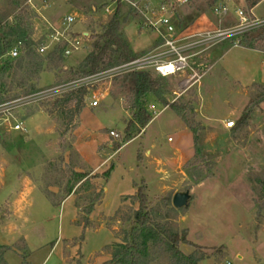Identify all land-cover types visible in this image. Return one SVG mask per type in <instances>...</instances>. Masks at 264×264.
I'll use <instances>...</instances> for the list:
<instances>
[{"label": "rangeland", "instance_id": "obj_1", "mask_svg": "<svg viewBox=\"0 0 264 264\" xmlns=\"http://www.w3.org/2000/svg\"><path fill=\"white\" fill-rule=\"evenodd\" d=\"M131 1H137L140 8H157L175 0H121L120 33L140 56L151 51L158 38L144 27L143 16ZM219 1L189 0L172 6L169 15L179 36L232 27L237 24L235 10L252 9L255 2L262 4L257 16L252 11V17L264 19V0H226L230 12L221 17L214 13ZM31 3L0 0L3 24H14L16 4L31 16L35 39L50 26L57 27L61 18H76L71 30L83 47L70 57L62 55V62L54 67L62 47L52 44L42 56L53 55L52 64L44 62L36 82L37 91L66 85L100 42L119 2ZM263 30L250 32L239 46L226 40L198 56L195 63L202 78L189 90L179 88L183 76L163 79L168 102L180 97L178 103L189 107L188 118L198 128L196 142L193 132L170 108L148 96L146 109L153 119L125 143L132 112L122 79L118 80L122 77L88 81L93 86L89 92L96 93L91 100L100 103L87 110L84 102L69 127V114L49 112L59 96L14 105L11 113L18 120L41 113L33 117V123H46L36 133L33 124L30 128L25 123L27 132L0 127V245L9 248L4 250L3 264H112L114 250L132 228L133 214L139 208L135 197L139 187L144 189L149 208L162 217L169 213L168 205L173 207L176 193L190 192L189 205L168 217L178 230H187V240L193 246L181 244L180 249L186 255L203 254L200 264H264V208H259L264 195V101L258 102L259 85L264 86V53L246 48ZM259 51L264 52V44ZM8 82L7 86L0 82V105L26 91L11 86V78ZM1 118L5 115L0 110ZM229 121L234 122L231 129L225 125ZM110 131L119 137L110 136ZM40 140L45 143L40 145ZM119 145L122 147L117 150ZM77 146H82L85 161ZM102 158L105 165L93 172L92 167ZM111 166L106 179L103 174ZM75 170L88 174L89 180L76 183ZM34 187L37 189L30 193ZM102 188L106 193L88 214L91 201ZM71 193L73 199L62 203ZM152 264L170 262L162 256Z\"/></svg>", "mask_w": 264, "mask_h": 264}, {"label": "trees", "instance_id": "obj_2", "mask_svg": "<svg viewBox=\"0 0 264 264\" xmlns=\"http://www.w3.org/2000/svg\"><path fill=\"white\" fill-rule=\"evenodd\" d=\"M119 7L110 22L105 27L100 42L94 44L93 50L81 62L74 80L86 78L93 74L108 70L123 63L130 62L137 57L133 52L125 36L120 33L121 20V0H118ZM258 2L253 4L256 6ZM18 13L15 16L13 25L3 24L0 19V56L5 55L13 44L17 41L22 42L23 48L20 56L14 60H5L0 69V82L2 85H8V79L11 78V86H17L19 89H25L23 94H15L7 101L15 100L19 97L27 96L37 92L36 82L40 80V74L43 72L44 62L52 64L53 55L42 57L36 51L33 36V24L31 16L25 8H20L16 4ZM247 35L242 39L245 40ZM264 44V30L255 38L246 43V48L252 50H261ZM56 57L57 67L62 62L63 47L59 49ZM123 92L126 93V103L132 112V118L126 127L125 143L137 137L152 121V116L146 109L147 97H154L157 102L164 107L170 108L183 123L193 132L194 141H197V126L188 118L189 107L185 104L180 105L177 99L175 102H168L166 98L167 90L162 83L163 79L153 78L147 72L130 73L121 76ZM77 78V79H76ZM261 95L258 102L264 101V86L259 85ZM86 88H79L69 91L63 96L57 98L51 105L49 112L55 110L64 111L69 114L68 127L72 125L74 119L81 113L84 107V98L87 94ZM122 145L117 147L119 150ZM113 170L111 166L104 177L108 179ZM76 183L82 185L89 180L86 173L74 174ZM95 178H98L96 175ZM104 194V188L96 193L88 208V214L94 209V203L101 200ZM136 199L139 208L133 214V224L130 232L119 244L112 254V264H152L162 256H167L170 264H200L204 255L194 252L186 255L181 249V244L191 245L187 240V230H178L174 223L169 220L168 215L177 213L171 205H168L169 213L164 217L156 214V211L150 209L144 189H137ZM259 208H264V195L259 202ZM88 222V220H87ZM7 246L0 245V264L4 263V250Z\"/></svg>", "mask_w": 264, "mask_h": 264}, {"label": "built area", "instance_id": "obj_3", "mask_svg": "<svg viewBox=\"0 0 264 264\" xmlns=\"http://www.w3.org/2000/svg\"><path fill=\"white\" fill-rule=\"evenodd\" d=\"M189 0H175L168 4H161L157 8L150 5H145L140 8L138 2H130V5L143 16V25L146 29L153 32L157 38V45L149 52L137 56L134 60L115 66L108 70L93 74L86 78L74 80L66 85H61L49 90L37 91L27 96L19 97L15 100H10L0 105V110L5 115V118L0 119V127L6 129H15L16 131H24L23 119H17L12 116L11 109L14 105L20 102H27L30 100L47 99L53 96H63L69 91H74L79 88H86L87 94L84 102L91 108H96L100 100H91L93 95L96 98L95 92L91 91V85L88 81L99 82L100 80L116 79L123 75L136 72H153L162 79L177 78L183 76L179 82V88L182 90H189L193 85L200 82L202 76L199 74L198 65H196V58L206 52L216 44L233 40L236 46H239L244 36L250 32L264 29V19L252 17V9L244 11L243 9H236L237 24L227 29L204 30L188 32L183 36H179L173 17L169 15V9L176 3H187ZM250 1V0H244ZM32 0H29L31 5ZM46 5H44V8ZM230 8L226 0L219 1L214 9L217 16H226L229 14ZM109 12V10H107ZM76 18L74 16H66L61 18L57 27L50 26V30L43 34L40 38L35 39V34L32 36L35 42L36 51L43 56L54 45H61L63 47L62 55L64 58L72 56L79 51L82 46V41L71 28L75 25ZM36 32V29H35ZM23 44L17 41L9 49V51L0 56V69L5 60H14L18 58L22 52ZM178 95L176 91H173ZM13 107V108H12ZM153 108V106H152ZM12 118V120H11ZM15 120V121H13ZM228 129L234 127V122L229 121L226 124ZM110 136L115 138L119 135L110 131Z\"/></svg>", "mask_w": 264, "mask_h": 264}, {"label": "crops", "instance_id": "obj_4", "mask_svg": "<svg viewBox=\"0 0 264 264\" xmlns=\"http://www.w3.org/2000/svg\"><path fill=\"white\" fill-rule=\"evenodd\" d=\"M262 4V2L261 3H258L256 6H254L253 8H252V11H253V13L257 16V13H256V10H257V8L260 6ZM128 42H129V40H127ZM129 44H130V46H131V48H132V50H133V52L134 53H136L135 51H134V49H133V46H132V44L129 42ZM252 50V49H251ZM252 51H254V52H261V53H264L263 51H259V50H252ZM137 54V53H136ZM97 108V107H96ZM86 109L88 110V109H90V107L89 106H86ZM92 109H94V108H92ZM163 109H167V108H164L163 107ZM38 114H40L41 115V113H36V114H34V115H32V116H30V117H28L27 119H24L23 120V127H24V131H26L27 132V127H25V123H27L28 124V126H30V128H31V126H32V124L33 125H36V127H35V133L37 132V131H39V130H41V128H43L44 127V125H45V121H43V125L41 124V125H39V124H37L36 122L35 123H33V117H35V116H37ZM38 120H40V118L38 119ZM41 121V120H40ZM86 137H87V135H86ZM41 141V143H40V145L42 144V141H44V143H45V140H40ZM80 147V148H79ZM108 147H111V145L109 144L108 145ZM45 148L47 149V151H48V147L47 146H45ZM82 146H77V151H78V153L80 154V157L85 161L86 159H85V154L82 152ZM87 163V162H86ZM105 165V161H104V158H102V160L97 164V165H95L94 167H92V169L94 170L93 172H95V171H98L99 169H101L103 166ZM75 172L76 173H82L83 171L82 170H75ZM37 188L36 187H34L32 190H30V193H34V191L36 190ZM39 189V188H38ZM106 193V189H105V192H104V194ZM123 196V195H122ZM105 198V197H104ZM122 198V197H121ZM73 199V193H71V195H69V196H67L63 201H62V203L64 202V201H66V200H72ZM6 254H5V260H6ZM7 262V261H6Z\"/></svg>", "mask_w": 264, "mask_h": 264}, {"label": "water", "instance_id": "obj_5", "mask_svg": "<svg viewBox=\"0 0 264 264\" xmlns=\"http://www.w3.org/2000/svg\"><path fill=\"white\" fill-rule=\"evenodd\" d=\"M190 192H178L173 196L172 205L176 210H182L189 205Z\"/></svg>", "mask_w": 264, "mask_h": 264}]
</instances>
